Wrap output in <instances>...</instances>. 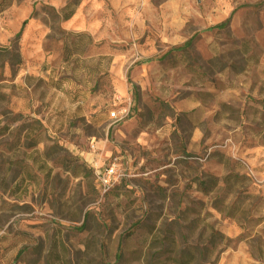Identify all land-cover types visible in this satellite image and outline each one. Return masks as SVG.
Segmentation results:
<instances>
[{
    "label": "rangeland",
    "instance_id": "obj_1",
    "mask_svg": "<svg viewBox=\"0 0 264 264\" xmlns=\"http://www.w3.org/2000/svg\"><path fill=\"white\" fill-rule=\"evenodd\" d=\"M0 264H264V0H0Z\"/></svg>",
    "mask_w": 264,
    "mask_h": 264
},
{
    "label": "built area",
    "instance_id": "obj_2",
    "mask_svg": "<svg viewBox=\"0 0 264 264\" xmlns=\"http://www.w3.org/2000/svg\"><path fill=\"white\" fill-rule=\"evenodd\" d=\"M116 113L112 112L109 113V117L112 120H116ZM115 167L114 164H112L110 167H108L104 173H97L96 178H97V182L101 188V190L105 193L108 192L113 185L116 183L117 178L115 177Z\"/></svg>",
    "mask_w": 264,
    "mask_h": 264
},
{
    "label": "trees",
    "instance_id": "obj_3",
    "mask_svg": "<svg viewBox=\"0 0 264 264\" xmlns=\"http://www.w3.org/2000/svg\"><path fill=\"white\" fill-rule=\"evenodd\" d=\"M69 7H70V6L67 5V6H65V7L60 11L61 14H64L65 11L68 12V13L62 15V18H63L64 21L70 19V18L72 17V15L74 14V11H73V10H69V11H67V10L69 9ZM24 24H25V22L22 23L21 30H20L19 33L16 35V37H18V36L20 35V33H21V31H22V28H23ZM219 27H221V26H218L217 28H219ZM190 44H191V40L188 41V42L185 44V46L187 47V46H189ZM2 50H3L4 53H8V52H7V49H2ZM232 178H234V180L237 181V179H236L235 177H232ZM229 179H231V177H227V178L225 179V182L229 181ZM216 184H217V180H216V179H214V178H209V180L206 181V183H202V184H200V185L203 186V189H204V190H206V189H208V188H215V187H216Z\"/></svg>",
    "mask_w": 264,
    "mask_h": 264
}]
</instances>
